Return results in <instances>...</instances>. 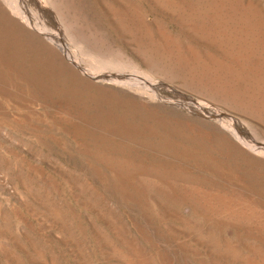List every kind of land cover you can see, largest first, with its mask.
<instances>
[{"label": "rangeland", "instance_id": "374dc122", "mask_svg": "<svg viewBox=\"0 0 264 264\" xmlns=\"http://www.w3.org/2000/svg\"><path fill=\"white\" fill-rule=\"evenodd\" d=\"M0 264H264V0H0Z\"/></svg>", "mask_w": 264, "mask_h": 264}, {"label": "bare ground", "instance_id": "6f19581e", "mask_svg": "<svg viewBox=\"0 0 264 264\" xmlns=\"http://www.w3.org/2000/svg\"><path fill=\"white\" fill-rule=\"evenodd\" d=\"M20 2V1H19ZM8 3V2H7ZM23 6V5H22ZM15 7V6H14ZM14 7H12V9H13V11H15L16 13L18 12L19 14H20V16H23V18H24V20H25V22L29 25V26H31L32 27V24H31V22H30V18H28V16L21 10H19V9H17V8H14ZM22 9H23V7H22ZM26 10V9H25ZM24 10V11H25ZM29 12V11H28ZM32 14V13H31ZM30 15V14H29ZM34 16V15H33ZM37 19V18H36ZM35 19V20H36ZM24 20H22V21H24ZM40 20V19H39ZM26 24V25H27ZM44 25V24H43ZM34 29V28H33ZM36 29V28H35ZM34 29V30H35ZM57 30V29H56ZM56 30H55V32H56ZM36 31V30H35ZM37 31H38V33H40V34H42V35H44L46 38H48L49 40H54V35L52 36L51 34H49L46 30L44 31V30H42V29H37ZM49 31H50V28H49ZM58 31V30H57ZM60 31V30H59ZM52 32V31H51ZM57 34V33H56ZM64 35V34H63ZM44 37V38H45ZM66 37V36H65ZM55 41H57V42H55V44L56 45H58L62 50H63V52H64V54H67L66 53V51H64V46H63V44L59 41V40H57V38L55 37ZM65 41V40H64ZM53 43V42H52ZM65 43V42H64ZM68 45V44H67ZM68 47V46H67ZM67 49V48H66ZM77 51V50H76ZM83 54V53H82ZM68 55V54H67ZM71 62V61H70ZM79 64V63H78ZM77 64V65H78ZM76 65V66H77ZM79 69H81V67L79 68ZM88 70V69H87ZM93 71V70H92ZM103 72V71H102ZM85 73V72H84ZM90 73V72H89ZM103 74H105V75H103ZM92 76H94V77H103V78H108V79H111V80H114V81H119V82H124V81H122V79H120L119 78V76H115V75H108V74H106V73H102L101 74V72L100 73H97V71H96V73H92L91 74ZM88 76H90V75H88ZM125 83V82H124ZM180 96V95H179ZM181 99L179 100V101H176V104H178V105H182V107L184 106V107H186L187 109L189 108V109H191V111H193V112H196V114L198 113L199 115H203V116H206V117H210V118H212L213 120H215V121H217V122H220V123H224V121H225V117H231L229 114H227L225 111H223L221 108H219V107H217V106H215V105H212L210 102H207V101H205V102H201V101H195V100H193V99H190V98H186V97H182V95H181V97H180ZM192 98V97H191ZM171 102V101H170ZM175 104V103H174ZM190 111V112H191ZM231 119V118H230ZM184 121V120H183ZM188 122V121H187ZM221 125V124H220ZM230 125V124H229ZM240 125H241V122H240V120H237L236 118H232V122H231V129H230V131L232 130L233 132H235V134H236V136L238 137V138H242L241 137V135H240V131H239V129H240ZM209 128H211V129H213L214 131H216L218 134H220V135H224V132L222 133L221 132V129L219 130L218 129V127H216V126H212V125H210V126H208ZM215 133V132H214ZM216 136V135H215ZM222 136H221V138H222ZM219 137V136H218ZM236 137V138H237ZM219 139V138H218ZM222 140V139H221ZM244 140V139H243ZM224 142H225V140H224ZM250 143V142H249ZM243 144H245V143H243ZM246 145V144H245ZM254 145V144H253ZM248 146V145H247ZM253 148V147H252ZM256 149V148H255Z\"/></svg>", "mask_w": 264, "mask_h": 264}]
</instances>
